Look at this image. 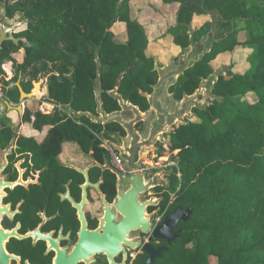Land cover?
Returning <instances> with one entry per match:
<instances>
[{"label": "trees", "instance_id": "1", "mask_svg": "<svg viewBox=\"0 0 264 264\" xmlns=\"http://www.w3.org/2000/svg\"><path fill=\"white\" fill-rule=\"evenodd\" d=\"M131 1L1 2L4 17L11 19L20 12L26 19V28L13 32L17 42L5 40L0 45V81L4 62L12 61L14 70L11 79L3 80L8 86L5 95L17 99V81L29 91L33 79L45 72L49 73L47 99L71 102L78 110L94 109L97 57L105 110L118 109L108 91L115 87L120 73L134 64L130 73L121 76L117 91L147 107L140 91H150L158 74L153 69V55L147 51L145 27L131 17ZM160 1L178 5L175 24L166 32L181 49L189 45L188 30L194 17L205 11L215 10L222 23L233 28L170 87L177 100L184 92L193 93L201 78L214 71L212 62L235 46L246 47L245 62L249 64L242 72L233 71L230 65L227 77L219 76L214 85L218 99L203 109L194 108L187 123L177 125L167 136L165 153L175 162L170 167L176 190L172 207L190 206L193 212L180 222L182 233L171 244L166 264H264V0ZM195 2L201 4L199 9ZM116 20L126 27V41H117L107 29ZM239 20L246 23L245 41L238 38L239 29L234 27ZM208 30V22L196 27L193 40L198 41ZM21 47L24 53L18 62L15 55ZM35 115L42 117L39 112ZM190 242L192 248H188Z\"/></svg>", "mask_w": 264, "mask_h": 264}, {"label": "flooded vegetation", "instance_id": "2", "mask_svg": "<svg viewBox=\"0 0 264 264\" xmlns=\"http://www.w3.org/2000/svg\"><path fill=\"white\" fill-rule=\"evenodd\" d=\"M116 23L124 25L116 20L107 29L114 32ZM124 30L125 39L115 38L117 41L127 40L125 25ZM158 64L163 66L159 60ZM186 75L187 71L178 79ZM34 83H39L38 89ZM32 84L29 91L20 87L26 93L37 92L39 97L21 101L20 91L17 99H11L5 95L8 86L2 83L0 87V264H166L171 244L182 233V220L172 229L170 243L165 232L158 235L154 231L180 206L172 207L176 193L172 174L167 177L168 187L144 192V201H156L145 207L146 230L139 226L116 239L107 237L103 228L106 207L114 203L120 180L133 173L122 154H139L145 147L138 140L137 146L132 144L121 123L96 121L72 112L97 114L96 105L91 110H78L71 102L56 103L47 99V83ZM151 91L152 86L145 92ZM169 94L174 97L170 88ZM199 97L208 105L207 99ZM123 100L137 106L141 114L149 111L147 99V107ZM116 102L118 109L114 111L132 117L131 109ZM36 112L42 117L37 118ZM148 122L149 118H142L132 125L140 133ZM177 125L163 134L164 142L158 137L141 159L139 171L145 172L144 177L162 170L157 161H164L167 136ZM179 229L180 235L174 236Z\"/></svg>", "mask_w": 264, "mask_h": 264}, {"label": "water", "instance_id": "3", "mask_svg": "<svg viewBox=\"0 0 264 264\" xmlns=\"http://www.w3.org/2000/svg\"><path fill=\"white\" fill-rule=\"evenodd\" d=\"M210 13L212 19L210 22V28L207 33L201 36L198 41L193 40L194 30L189 31V45L185 48V53L182 56V62L170 61L167 65L159 66L158 58H154L153 69L157 71L158 78L155 84L152 85L151 92H141L146 97L149 103V111L141 114L137 106L125 102L121 94H118L117 87L120 83L121 76L130 73L135 64L124 69L117 78L115 87L108 91V94L116 99L118 103L124 109L132 110V117L123 116L122 113L114 111L106 113L103 107V100L101 97L102 87L99 76V62L97 61V75L93 81L94 100L96 102V113L89 111H76L72 112L77 115H87L92 120L103 122H118L125 126L128 130L130 139L137 146L138 140L141 145L145 147L138 154L135 153H123L122 157L127 161L129 167L133 169V173L123 177L120 180L118 195L111 206L106 207V213L104 218V233L111 239L120 237L127 229H136L142 226L143 230L148 227V221L145 212L147 204L155 205L156 201L153 198H149L148 201L143 200L144 192L155 187H168L166 177L172 174V170H160L154 172L148 177H144L145 172H140V161L149 152L150 147L156 143L157 138H160L161 142H164L163 134L168 133L172 126L175 124L187 123V118L192 115L193 108L203 109L206 105L202 104L198 100V96L205 95L208 100V104H211L214 99L218 97L213 93L214 85L218 82L219 70H214L207 78L201 79L198 88L191 95L184 94L179 103L174 99L173 94H169V88L176 83L178 77L183 75L185 71L193 67L197 62L211 50L212 44L215 41H219L222 36H218L216 30L217 12L215 10L205 11ZM14 26H4L0 29V45L5 40L17 39L13 37ZM109 28V26H108ZM20 91L19 100L24 98H38L37 92L26 93L20 87L19 81L16 82ZM35 89H38L39 83H34ZM142 118H149V122L144 131L138 133L133 128V122ZM129 123V124H128ZM134 154V155H133ZM193 212L190 206H187L184 210L180 206L175 207L174 211L168 214L162 223L155 229L154 234L159 232H165L167 235L168 243L173 239L172 229L178 220L187 221ZM153 214V213H152ZM150 214V215H152ZM181 229H179L174 236H179Z\"/></svg>", "mask_w": 264, "mask_h": 264}, {"label": "rangeland", "instance_id": "4", "mask_svg": "<svg viewBox=\"0 0 264 264\" xmlns=\"http://www.w3.org/2000/svg\"><path fill=\"white\" fill-rule=\"evenodd\" d=\"M4 1L5 0H0V4L1 2L4 3ZM193 4L196 9H199L201 5L198 2H195ZM177 9V4L162 5L160 0L131 1V17L140 21L142 24H144L145 27L146 35L148 38V54L158 57L159 63H161L163 66L170 63V61L173 60L176 56L178 57V59L175 62H182V56L185 53V48L181 49L179 46L175 45L171 41L170 34L166 32L167 27L175 24ZM211 20L213 19L210 13L196 15L191 23V26H189L188 33L190 30H195L196 27L202 25L204 22H208L210 24ZM234 25L235 29H239L238 38L241 41H245L247 39V32L245 30L246 23L243 20H239L235 22ZM4 26H14V32H18L26 28V19L20 12H17L13 18L8 19L4 17V10L0 7V29H2ZM215 26L218 36H222L223 34L233 29L231 24H223L218 16ZM112 29L115 32V38L117 40L125 39L126 35L123 24L116 23ZM246 52L247 50L244 45L235 46L232 52L223 53L212 62L214 70H219L218 75L222 77H227V70L230 65L233 71H244L249 66V64L245 62ZM23 53L24 47H21L20 51L15 55L18 62L22 61ZM48 75L49 73L40 72L38 76L33 79V81L38 82L42 80L44 83H47ZM202 96L205 100L206 96ZM248 96L250 99L253 98V95L251 94H249ZM200 98L201 97L198 96V100H200ZM179 101L177 102L179 103ZM173 152L177 153L178 150L176 149ZM163 155L164 161H157V163L160 164L158 166L161 167L162 170H169L170 167L175 164V162L171 160L170 153H164ZM193 244V242H190L188 244V248H192Z\"/></svg>", "mask_w": 264, "mask_h": 264}, {"label": "built area", "instance_id": "5", "mask_svg": "<svg viewBox=\"0 0 264 264\" xmlns=\"http://www.w3.org/2000/svg\"><path fill=\"white\" fill-rule=\"evenodd\" d=\"M3 74L1 75L0 84L3 83V80L7 81L12 78L13 76V62L7 61L2 64Z\"/></svg>", "mask_w": 264, "mask_h": 264}, {"label": "crops", "instance_id": "6", "mask_svg": "<svg viewBox=\"0 0 264 264\" xmlns=\"http://www.w3.org/2000/svg\"><path fill=\"white\" fill-rule=\"evenodd\" d=\"M1 25H2V23H1ZM0 87H1V84H0Z\"/></svg>", "mask_w": 264, "mask_h": 264}]
</instances>
